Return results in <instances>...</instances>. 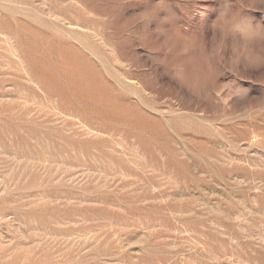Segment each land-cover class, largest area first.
Instances as JSON below:
<instances>
[{
	"label": "rangeland",
	"instance_id": "obj_1",
	"mask_svg": "<svg viewBox=\"0 0 264 264\" xmlns=\"http://www.w3.org/2000/svg\"><path fill=\"white\" fill-rule=\"evenodd\" d=\"M0 264H264V0H0Z\"/></svg>",
	"mask_w": 264,
	"mask_h": 264
}]
</instances>
